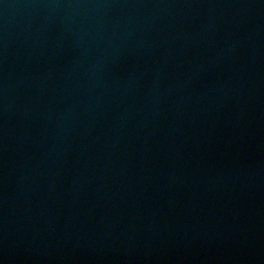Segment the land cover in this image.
<instances>
[{"label":"water","instance_id":"1","mask_svg":"<svg viewBox=\"0 0 264 264\" xmlns=\"http://www.w3.org/2000/svg\"><path fill=\"white\" fill-rule=\"evenodd\" d=\"M0 264H264V0H0Z\"/></svg>","mask_w":264,"mask_h":264}]
</instances>
